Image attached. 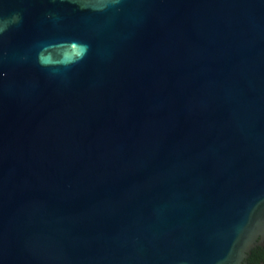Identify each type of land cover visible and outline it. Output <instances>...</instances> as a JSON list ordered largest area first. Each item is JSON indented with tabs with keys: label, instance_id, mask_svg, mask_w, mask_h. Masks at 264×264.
Instances as JSON below:
<instances>
[{
	"label": "water",
	"instance_id": "water-1",
	"mask_svg": "<svg viewBox=\"0 0 264 264\" xmlns=\"http://www.w3.org/2000/svg\"><path fill=\"white\" fill-rule=\"evenodd\" d=\"M0 22V264H247L264 0H0Z\"/></svg>",
	"mask_w": 264,
	"mask_h": 264
},
{
	"label": "trees",
	"instance_id": "trees-1",
	"mask_svg": "<svg viewBox=\"0 0 264 264\" xmlns=\"http://www.w3.org/2000/svg\"><path fill=\"white\" fill-rule=\"evenodd\" d=\"M248 264H264V249L261 247L253 249Z\"/></svg>",
	"mask_w": 264,
	"mask_h": 264
},
{
	"label": "clouds",
	"instance_id": "clouds-1",
	"mask_svg": "<svg viewBox=\"0 0 264 264\" xmlns=\"http://www.w3.org/2000/svg\"><path fill=\"white\" fill-rule=\"evenodd\" d=\"M2 22H0V23H2ZM63 55L65 58H71L74 55V53L72 50H69V51L65 52Z\"/></svg>",
	"mask_w": 264,
	"mask_h": 264
},
{
	"label": "flooded vegetation",
	"instance_id": "flooded-vegetation-1",
	"mask_svg": "<svg viewBox=\"0 0 264 264\" xmlns=\"http://www.w3.org/2000/svg\"><path fill=\"white\" fill-rule=\"evenodd\" d=\"M259 247H261V248L264 249V245H263V246H259ZM256 248H257V247H256ZM250 256H251V254L248 256V258H247V260H246V263H247V264H248V260H249Z\"/></svg>",
	"mask_w": 264,
	"mask_h": 264
}]
</instances>
